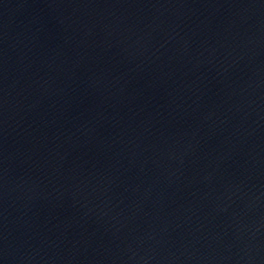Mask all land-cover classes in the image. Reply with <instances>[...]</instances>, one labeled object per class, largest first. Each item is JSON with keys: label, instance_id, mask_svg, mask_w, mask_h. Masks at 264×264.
<instances>
[{"label": "water", "instance_id": "1", "mask_svg": "<svg viewBox=\"0 0 264 264\" xmlns=\"http://www.w3.org/2000/svg\"><path fill=\"white\" fill-rule=\"evenodd\" d=\"M0 264H264V0H0Z\"/></svg>", "mask_w": 264, "mask_h": 264}]
</instances>
